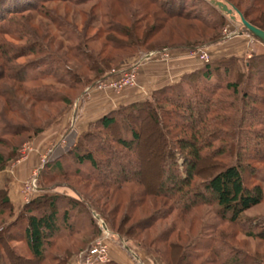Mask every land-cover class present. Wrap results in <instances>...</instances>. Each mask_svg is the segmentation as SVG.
Returning <instances> with one entry per match:
<instances>
[{
	"label": "trees",
	"instance_id": "trees-1",
	"mask_svg": "<svg viewBox=\"0 0 264 264\" xmlns=\"http://www.w3.org/2000/svg\"><path fill=\"white\" fill-rule=\"evenodd\" d=\"M42 1L0 0V80H14L11 88L2 89L1 85L0 96H4L13 109L14 106H23L21 101L25 96L24 101L68 103L71 100L58 88L45 84L42 81L44 77H50L55 84L68 88L81 84L83 90L85 86L113 73V65L117 63L101 61L100 52L88 49L71 25L68 26L72 30L68 31V39L73 42L67 43L66 49L79 62L77 66L48 43L35 38L37 34L30 24L31 14L36 12L54 22L57 20L54 12ZM61 1L76 4L84 0ZM100 1L95 0L92 4ZM204 1V6L214 9L216 14L208 17L203 9L196 10L193 0H136L133 12L153 17L154 23L144 25L143 37L160 30L168 20L174 25L179 20H185L188 28L195 30L196 38L188 39L187 34L181 33L174 39L176 43L171 45L195 47L213 41L225 22L224 16L232 17L230 13H221L214 1ZM222 1L233 9L236 19L241 13L249 22L264 29V0H248L247 5L243 4V0ZM191 20H197L202 27ZM111 23H107L112 28L108 33L116 32L128 39H109L116 44L111 48L119 50L139 44L135 24L128 28ZM62 24L59 21V25ZM7 36L25 43L18 45ZM164 44L157 48L171 46ZM36 54L38 57L32 60H19L21 56ZM237 60L235 54L209 60L202 68L183 77L190 90L184 88L182 82L165 85L154 89L143 100L120 104L90 120L86 129L70 141L68 148L45 163L39 172V177L47 182L46 186L66 185L73 190L74 196L60 191L39 192L26 199L16 210L7 189L0 187V264H5L6 259L8 264H42L51 258L59 260V264H67V253L77 241L81 242V246L76 254L87 249L100 232L92 208L105 221L113 223L108 217L112 212L108 210L106 213L89 194L66 181L68 175L86 181L95 180L105 188L104 194L108 192L111 198L116 192H123L129 184L141 183L149 188L141 193V201L148 195L154 202L163 198L164 203H169L158 213L175 210L178 217L187 218L198 206L214 202L219 207L222 220L241 222L244 211L264 199V176L257 164L264 162V55L250 56L245 61V72L240 70ZM81 67L93 70L96 77L85 79L79 71ZM22 116L27 123L15 124L0 116V141L8 136H19L22 131L29 132V137L42 130L43 126L40 123L34 125L26 112ZM147 125L157 134L154 138L152 133L144 135L143 128ZM249 135L255 136L254 144L246 149L244 141L250 143ZM148 142L156 146L154 150H164L163 157L160 158L156 151L148 155ZM104 144H109L107 147L110 149L103 147ZM122 150L131 151L135 159L127 160L131 165L129 169L115 162ZM16 151L17 146L11 144L8 152L0 155V170L16 155ZM113 162L117 172L109 176L100 166L108 168ZM147 176L153 177L157 185L151 187L146 183V186L144 178ZM106 200L109 203L108 197ZM116 206L120 207V203ZM154 214L138 218L132 223L133 228H146L152 220L162 216ZM129 219V216L121 219L116 230L127 237H134L129 230H123ZM189 221L191 224V217ZM247 221L250 223L251 220L247 218ZM259 222L260 225L249 224L247 231L264 243V221ZM224 237L213 235L205 242L196 233L184 247L177 241H171V260L166 259L167 264H193L204 251L209 252L217 264H264L251 251ZM17 240L25 242L28 255L15 250L12 241ZM141 241L152 246L145 240ZM55 245L57 249L64 246L65 254L61 257L52 255ZM197 246L200 249H196Z\"/></svg>",
	"mask_w": 264,
	"mask_h": 264
},
{
	"label": "rangeland",
	"instance_id": "rangeland-1",
	"mask_svg": "<svg viewBox=\"0 0 264 264\" xmlns=\"http://www.w3.org/2000/svg\"><path fill=\"white\" fill-rule=\"evenodd\" d=\"M94 1L95 0H84L81 3L74 4L61 0H44L42 1L43 5L54 12L57 20L54 22L50 18H47L36 12H32L33 14H31L30 24L34 26V32L37 34L35 35V38H38L40 42L42 41L43 43H48V46L64 54L70 63H72L74 66H77L79 62L77 61V59L73 58L66 49V44L73 42L72 39H68V31L74 30L77 36H79V38L81 39L80 41L86 43L88 49L93 50L96 53L100 52L98 56L100 57L101 61L108 64H114L115 62H117L113 65V73H111L107 77L98 79L92 85L85 86L86 88L84 87L83 90H81V87L83 86L81 84H76L74 87L68 88L66 86L55 84L54 82H52V79L50 77H44V80L42 81L45 84H49L53 87L58 88L68 99L71 100L68 103L64 101H58L46 104L43 102H33L32 100L27 101L28 99L24 101L26 97L25 96L23 97L24 102L21 101L23 103V106L21 108L14 106L15 109H13V107H10V105L8 104L9 101L4 96H0L1 117L12 121V123L15 124H24L28 122L26 118L22 116L23 112H26L28 117L30 116L33 120L32 122L34 125L40 123L43 126L42 130L29 137H27L29 132L22 131L19 136H8V138H2V140L0 141V155L2 153L6 154L11 144L17 146L16 155L9 161L15 163L27 154H30L31 151H34V140L39 134L40 137H43L42 155L38 160L39 164L31 169L28 177L26 178L27 180L32 175L33 170L37 169L38 173L36 183L38 187L35 191L30 192L27 198L24 195V201L35 195L36 193H41L44 191H60L61 193L67 195H75L73 190H71V188L67 187L66 185H52V187L46 186L45 184H47V182H44L42 180V177H39L41 167L49 160L54 159L55 155H58L65 149H67L70 141L72 139L74 141L77 138L78 134L82 130L86 129L83 128L79 131L77 129V126H72L71 120L69 119V113L71 114V112H74L73 109H77L76 119L81 120L85 115V105L93 99L92 95L104 90L113 91L114 93H120L123 89L135 85L138 73L137 64L139 61L141 62L145 58L144 56L148 51H160L161 49H168L167 56H160L158 54L159 52L151 56L168 59L175 51L186 49L191 52L194 49L195 51H193L192 53L202 59V57L200 56L199 48L203 49L209 54L207 47L211 44L223 42L229 43L225 40L232 41L238 38V34L241 33H246L247 38L250 37L254 40H260L255 37L250 31L244 28V26L240 22V17H237L236 19L227 15L224 16L225 22L220 27V31L213 41L200 44L195 47L187 48L172 46L171 44L176 43L174 39L181 33L187 34L188 39L196 38L195 30H193V27L188 28L185 20H179L178 23L176 22L177 25L172 24L171 21L168 20V22L164 24V27H162L158 31H155L156 33L153 32L150 36L143 37L142 33L144 31V25L147 23V25L149 26V24L154 23V20L152 15H146L144 13L138 14L137 12H133L136 7V0H102L93 5L92 3H94ZM138 1L141 2L142 0ZM202 1L204 0H193V2L196 3V10L203 9V11H206L208 17H211L212 13L216 14V11L214 9L204 6V2L206 1ZM243 1V4L247 5L248 0ZM220 12L226 13L222 10ZM59 21H62L64 24L60 26ZM191 21L193 23H196L198 27H202V24L197 20ZM108 22H112L111 24L119 23V26L128 28L132 27L135 24V26L138 27V29H136L135 35L139 39V44L133 45L130 48H121L119 50L113 48V46L111 48V45L115 46L116 44H112L113 42L109 39L115 37L117 38V40L119 39L127 41L128 39L120 36L116 32L115 34H113L112 32L108 33L112 29L110 26L108 27ZM69 25L72 26V30L68 28ZM208 32H211V30L208 29ZM9 39L13 40L18 45L25 43L24 40H19L16 38ZM163 43H166L164 45L170 44L171 46L157 48L160 47ZM138 49H141V52H138ZM230 54L235 53L232 52ZM254 54L264 55V52H257L255 49L247 48L246 53H243L240 56L237 55V63L241 71H247L245 61H247V59H249V57ZM37 57V54L32 56L26 55L24 57L21 56L19 60L27 61ZM120 57H122V59L119 60ZM132 68L135 69V83H124L122 85H117L118 87H113L111 85L112 81H118V79L122 77L124 73L128 72V70ZM79 71L82 72V75L85 76V79L96 77L93 74V70H89L85 67H81ZM12 84L14 86L13 79L0 80V87L2 85V89L3 87L11 88ZM183 86L187 90H190V86L185 82H183ZM19 94L18 97H20ZM256 116L259 117L258 114H256ZM143 131L144 135L152 133V138L157 135L156 133H154L152 127L148 125L144 126ZM170 134L174 135V133ZM249 137H251V140L249 139L250 143L247 144V140L244 141L245 146L243 147L246 149L247 147H251L253 146L252 144H254L255 136L249 135ZM148 143H150L148 144V149L146 150V153H148V155L149 152L153 153L156 151L160 158L163 157V155L165 154L164 150H154V147L156 146L153 145L152 142ZM107 146H109V144L103 145V147L110 149ZM103 154H106V152H103ZM122 154L127 155L128 157H123L124 155ZM116 156L118 155H115L114 157ZM127 160L131 161L135 159L131 151L122 150L121 154L115 162H119L121 165H124L127 169H129L131 165L128 164ZM115 162H113L112 165L108 168H106L105 166H100V168L102 171H107L106 173H109L108 175L111 176L117 172ZM134 163L135 162H131V164ZM100 164L103 163L100 162ZM257 164L258 166H260L261 174L264 176V162H259ZM58 179L60 180V178ZM252 179L251 182L253 181ZM65 180L69 181V183L71 182L73 185L78 186V188H80L84 193L89 194L93 200H96L97 203L103 207L106 213H108V210L112 212L109 213L108 217L113 221L112 224L109 223L108 220L105 221L98 213V211H95L92 208V215L96 219V223L100 232L93 239V241H91L90 246L87 249L80 251L78 254H76V252L81 246V242L77 241L74 244V247H71V249H69V253H67V255H69V261L67 264H75L78 260L80 261V264L88 263L86 262V257L89 253V248L96 240H101L102 242L106 243L107 260L95 262L93 261V263L91 264H107L113 262L116 264H123L125 261L122 263L119 258H115V255L113 256V253H111V247H116L118 252L120 251L124 258L130 264H167V260H171V246L173 245L171 241H177L181 243V247H184L185 243L188 242L191 237L193 238L196 233H199V237L205 242H208V240L211 239L213 235H221L223 237L225 236L232 240L237 246L243 248L246 251L248 249L258 259H260L262 262L264 261L263 241L256 235L248 234L247 231L249 229V224L256 223L257 225H260L261 223L259 221H264V199L259 204L245 210L241 222L231 223L220 218L219 207L214 202L198 206L197 209H195L187 218L178 217L179 214H177L175 210H168V213H166V211L158 213L159 209L161 210L163 208H167L169 206V203L167 201L166 203H164L165 200L163 198H159L160 200L156 199V202H154L148 195L146 196V198H144V201H141V193L146 191L147 189L149 190L148 187H144L141 183H131L129 184L128 188L123 190V192H116L111 198L109 197L108 192L107 195H105L106 193L104 194L105 188L100 187V184L95 180L90 179L86 181L83 180V178H78L71 175L66 176ZM144 182L146 186L150 184L151 187H153V185H157L154 178L151 176H147V178H144ZM262 184H264V180L262 181ZM106 197L110 199L109 203L105 202L107 201ZM117 203H120V207H115ZM17 208L15 209L17 210ZM151 213H155L154 216L157 217L160 215L162 216L158 217L155 220H152V224H150L146 228H133L134 224L132 223L134 221H137L138 218L148 216ZM163 214L165 215L163 216ZM127 216H129L130 219L126 222V224L123 225V230H129L134 237H127V235H123L116 230L119 221L121 219H126ZM190 217L192 219L191 224L189 221ZM247 218L251 220L249 221L250 223H248ZM104 230H106L107 233H105ZM141 240L147 241V243H150L152 246L144 244V242H142ZM169 242L171 243V245L169 244ZM12 244L18 253H21L23 255L29 254L24 241H12ZM56 245L52 250V255H59L61 257L62 254H65V247L61 246L59 249H57ZM196 249H200V247L197 246ZM201 255L197 260L193 262V264H217L212 259L213 257L211 256V254H209V252L204 251ZM59 263V260L51 258L45 260L42 264ZM5 264H8L7 259L5 260Z\"/></svg>",
	"mask_w": 264,
	"mask_h": 264
},
{
	"label": "crops",
	"instance_id": "crops-1",
	"mask_svg": "<svg viewBox=\"0 0 264 264\" xmlns=\"http://www.w3.org/2000/svg\"><path fill=\"white\" fill-rule=\"evenodd\" d=\"M236 36V35H235ZM229 43H213L208 46L209 60L216 57L235 53L240 56L247 52V48L255 49L257 52H264V43L260 40H254L248 37L246 33L238 34L234 40H225ZM205 61L197 57L188 50H179L171 54L168 59L159 57L144 58L137 64V81L136 84L123 89L120 93L104 90L92 95L93 99L85 105L84 117L76 119L77 109L69 113V119L72 126H77L80 131L86 128L89 120H93L109 110L132 101L143 100L149 96L154 89L165 85H170L183 81V77L190 72L196 71L205 65ZM186 83V82H185ZM75 116V117H74ZM43 137L40 134L35 138V149L19 161L9 162L0 170V187H5L8 195L17 208L24 202V192L22 186L28 177L32 168L37 166L38 160L42 155ZM41 149V150H39ZM12 163V164H11ZM111 253L115 258H119L123 264H130L115 247H111ZM75 264H80L78 260Z\"/></svg>",
	"mask_w": 264,
	"mask_h": 264
},
{
	"label": "built area",
	"instance_id": "built-area-1",
	"mask_svg": "<svg viewBox=\"0 0 264 264\" xmlns=\"http://www.w3.org/2000/svg\"><path fill=\"white\" fill-rule=\"evenodd\" d=\"M200 50V56L202 57V59H204L205 61H209V54L204 51L203 49L199 48ZM195 51L194 49L191 51L193 52ZM159 52V53H158ZM168 49H161L160 51L158 50H150L146 53V55L144 56L145 58H149L152 55L155 54H159L160 56H167ZM135 69H129L128 72L124 73V75L122 77H120L118 79V81H112L111 85L113 87H118L117 85H122V84H130V83H135L136 77H135ZM37 169L33 170L32 175L24 182L23 184V192L25 197H28V194L32 191H35L37 189ZM105 233H107L106 230H104ZM106 251H107V245L106 243L102 242L101 240H96L92 246L89 248V253L87 254L86 257V264H91L93 263V261H106L107 260V255H106Z\"/></svg>",
	"mask_w": 264,
	"mask_h": 264
},
{
	"label": "water",
	"instance_id": "water-1",
	"mask_svg": "<svg viewBox=\"0 0 264 264\" xmlns=\"http://www.w3.org/2000/svg\"><path fill=\"white\" fill-rule=\"evenodd\" d=\"M214 1L215 4L220 7V9L224 12L230 13L232 18H235V15L232 14L233 9L228 7L227 3L223 2L222 0H211ZM240 22L244 26L245 29L250 31L255 37L260 39L264 42V29L252 24L249 22L241 13H239Z\"/></svg>",
	"mask_w": 264,
	"mask_h": 264
}]
</instances>
